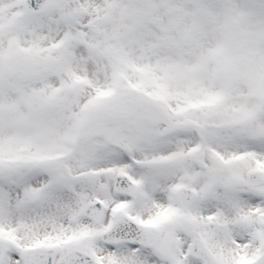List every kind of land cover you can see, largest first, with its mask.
Returning a JSON list of instances; mask_svg holds the SVG:
<instances>
[{
    "label": "snow or ice",
    "instance_id": "obj_1",
    "mask_svg": "<svg viewBox=\"0 0 264 264\" xmlns=\"http://www.w3.org/2000/svg\"><path fill=\"white\" fill-rule=\"evenodd\" d=\"M0 264H264V0H0Z\"/></svg>",
    "mask_w": 264,
    "mask_h": 264
}]
</instances>
